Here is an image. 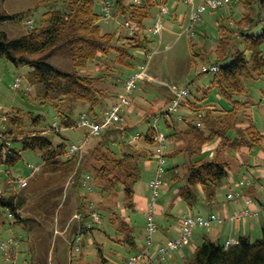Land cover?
I'll list each match as a JSON object with an SVG mask.
<instances>
[{
    "label": "rangeland",
    "instance_id": "1",
    "mask_svg": "<svg viewBox=\"0 0 264 264\" xmlns=\"http://www.w3.org/2000/svg\"><path fill=\"white\" fill-rule=\"evenodd\" d=\"M175 1L177 0L167 3L170 12L173 11V2ZM201 1L194 0L192 4L185 1L180 2L178 12L180 15H186L185 22L175 20L170 13V15L164 14L162 35H155L149 31L152 41L148 49L151 57L150 55L146 57L145 51L138 52H140L139 56L142 60L148 59L145 68L148 75L155 77V81L152 85L147 84V82L144 83L145 81L139 84V88L132 93L135 106H133V112L125 114L126 116L123 115V118L125 116V122L123 120L119 124V127H123L127 121L130 122L131 129L125 140L129 141L131 139V142L138 145H143L144 142L141 138L137 141L133 140L134 136L138 133H146L150 127L158 129L169 138L166 148V152L169 154L166 165L167 173L157 203L167 206V210L175 216L181 215L183 209L189 212L184 202L177 203L176 201L183 180L174 183L173 178L175 171L180 173L181 178L185 177L190 156L183 152L187 146V142L183 141V138L174 139L170 137L174 132V128L167 125L164 112L168 110L169 105L173 102L174 95L171 94L172 100L168 105L170 100L168 90L174 87L188 88L192 97L205 96L207 103L228 105V101L221 97L217 89H210L207 95V89L211 86L215 76L212 66L216 63H229L233 52L236 50L234 47L227 58L219 59L216 51L220 41L219 24L223 18H225L226 24L236 23V20L240 19L245 12L264 15V9L258 5L247 9L234 2L216 11L204 13L203 21L195 26L193 32L189 27V19L193 10ZM161 4H156L151 10L150 17L146 19L149 28L154 24L155 19L159 17ZM101 6L102 0H96L97 11H101ZM66 7L67 4L62 0L51 2H46V0H0V13L19 15L16 19L0 23V29L7 32L10 37H17L40 26L45 12L55 9L65 10ZM131 21L140 31L141 27L138 22ZM101 25L104 32L119 33L124 37L131 36L126 29V20L123 16L107 20L102 18ZM255 28L262 32L264 22L260 21L254 29L248 32H255ZM235 35L232 36V32L229 31L227 34L229 44L235 42L234 45L242 49L243 42L240 38L237 39ZM132 51L135 53V50ZM195 53L198 55H195ZM135 54H137V51ZM50 61L61 69L68 70L71 68L70 60L60 56H54ZM95 63L91 65L90 69L87 68L85 72L102 75L101 80L97 81V86L108 94L109 100L114 101V96L123 89V80L120 82V78H127L130 71L113 59L109 61L102 58L100 63L96 65ZM134 63L137 66L139 61ZM205 68L208 71H204ZM30 69V67L24 65L16 66L6 57L0 59V114L5 115L11 110V112L13 111L11 116L19 115L22 119V125L20 126L18 122H11V120L0 122L1 128L14 131V137H12L13 147L22 155L15 165L4 163L0 165V182L6 195L15 194L25 200L21 215L28 219L24 224L14 223V219L9 216V210L0 206V240L8 237H16L21 240V245L15 256L16 264H24L27 261L30 264H127V259L133 253V250L120 241L126 237V234L121 233L118 227L121 226L122 220L130 218V224L135 228L134 234L137 240L141 242V233L147 225V214L126 207L123 189L121 187L117 190L111 188L107 180L98 177L94 165H91L95 162L91 152L97 140L90 136L89 139L86 129L65 128L62 129L61 135H57L51 130L56 123L61 124V114L73 113L74 117L77 118L81 110L85 108L81 106L82 103L80 102H69L68 98L56 97L54 100L57 102L56 104L45 99L43 87L29 81L27 75ZM16 82L20 83L18 90L14 88ZM248 87L250 89L249 95H245L243 99H240L250 101L249 109L254 112L255 123L260 130H263L264 112L261 105L264 103L261 104V99L264 97V76L249 82ZM103 103L105 105L103 106L107 108L108 101L104 99ZM72 106H75L73 111L71 110ZM244 114L242 110L238 121H243L241 117ZM177 123L178 131L185 130L182 121L178 120ZM237 125L236 127H238ZM34 133H43L55 143L66 140L69 145L88 138L83 155L85 154L84 157L89 160L90 165H87L86 168L90 169V173L93 174L94 180L93 182L91 180L90 183L94 186L86 190L81 178L78 179L77 174L79 169H82V163L85 162V159L82 160L81 165L76 166V174L45 170L43 152L41 150L25 149L20 140H15L17 137L21 139ZM227 142L229 144V141ZM148 147L151 150L156 148L155 145H149ZM112 148L115 151H121L122 148L127 149V146L114 143ZM140 148H143V146H140ZM222 148L221 146L218 150V155H214L219 160L226 159V154H224ZM234 156L236 157V154ZM141 166L142 176L135 185V191L151 197L150 182L155 176L157 161L153 160L150 167L146 161H142ZM35 168L38 171L34 176H31ZM21 177H29V186L23 190L18 184ZM13 178L16 181H13ZM226 198V191L218 190L217 200L225 201ZM256 209L251 210L255 211ZM91 211H97L100 214V221L93 223L94 230L83 233L82 241L74 247L72 244L74 235L81 232L84 228L83 224L93 222L91 216L86 218L80 213L88 214ZM198 211L205 213L207 209H202L199 206L190 212L196 213ZM156 222L159 225L157 236L161 232L163 233V228L170 226V223H172V221L168 223L163 215L158 214H156ZM173 222L174 227L176 220ZM205 230L207 229L201 231L204 232ZM261 236L262 230L258 229L251 234V239L256 240ZM220 242L226 244L227 241L222 239ZM78 247L81 248L78 250ZM178 251L176 250L170 255L178 253ZM0 264H13L6 261L5 252L1 250Z\"/></svg>",
    "mask_w": 264,
    "mask_h": 264
},
{
    "label": "trees",
    "instance_id": "2",
    "mask_svg": "<svg viewBox=\"0 0 264 264\" xmlns=\"http://www.w3.org/2000/svg\"><path fill=\"white\" fill-rule=\"evenodd\" d=\"M51 1L60 0H46V2ZM62 1L67 4L65 10L55 9L45 12L40 26L30 29L26 33L17 37H10L7 32L0 29V59L6 57L16 66L24 65L30 67L31 69L27 75L29 81L33 84H40L43 87L45 99L51 101L53 104L57 103L54 101L56 97H60L68 98L69 102L73 103L80 102L82 103L81 106L85 108L82 109L81 107L82 110L77 118L74 117L73 113L66 112L61 114L60 128H56L55 126L51 128L57 135H61L62 129L75 127L83 114H86L90 119L97 122L103 120L106 111L118 102L120 93L114 96V101L109 100L108 94L97 86V81L101 80L102 75L85 72V70L87 68L90 69L91 65L95 62L100 63V60L105 58L109 61L110 59L116 60L124 67H127L128 71H130L127 78L133 73L141 71L147 64L148 59L142 60L138 51H145L146 57L150 55L148 47L152 39L149 31L152 34L159 35L153 31L157 18L150 28L146 24V19L150 17L151 10L156 4L158 5L162 2L169 3L173 0H140V2L135 0H102L100 12L96 9V0ZM106 1L111 3V19L123 16L126 21L130 19L137 21L141 27L140 31L134 36L128 35L125 37L119 33L104 32L101 20L105 18L103 6ZM181 1L185 0L176 1L175 12L179 9ZM236 3L247 9L256 5L264 9V0H237ZM17 17L19 15L0 13V23L16 19ZM260 21L264 22V15L245 12L240 19L236 20V23L230 22V24H226L225 18H223L219 24L220 41L216 50L219 59L227 58L234 47L236 50L233 52L229 63H216L212 66V71H214L213 67H218V70L214 71L215 76L211 82V86L207 89V95L210 89H217L221 97L228 101V105H211L212 103H207L204 96L202 100L203 104H194L192 106L191 102L189 103L188 101L191 96L189 95L184 98L180 109L176 111L177 113L170 111L164 113L168 116L166 123L169 127L172 126L171 121L173 120L174 113L179 117L178 112L183 107L193 108V113L198 117V122L191 125L189 123L185 130L175 131L170 135L171 138H183V141L187 142V146L183 152H186L190 156L185 177L181 178L180 173L175 171L173 178L174 183H179L180 180H183L177 195L186 204L189 212L183 209L181 214L209 217L216 213L190 212L195 207L213 206L217 200L220 185L228 175L227 162L215 157L211 158L206 152L202 153V149L206 144L215 143L219 138L226 145V141L230 140L237 130L236 125L242 110L245 113L244 117L246 119L250 118L248 113L250 101L248 99L243 101L240 98L243 99V96L249 95V82L258 80L264 76V29L261 32L255 28V32H248L254 29ZM245 27L247 28L245 29ZM229 31L232 32V36L236 34L235 37L241 39L243 42L242 49L237 48L234 45L235 42L231 45L229 44L230 42L227 38ZM132 50H135V53L137 51V54ZM195 55L198 54L195 53ZM54 56L70 60L71 68L68 70L61 69L53 64L50 59ZM135 61H139L137 66L134 63ZM204 71H208V69L205 68ZM127 78H120V82L123 80V86ZM144 80H138L137 89L139 88V84ZM104 99L108 101L107 108L104 107ZM261 102L264 103V97L261 99ZM133 106L134 101L132 98L131 110ZM71 110H75V106H72ZM12 112L11 110L7 112V119L5 121L11 120V122H18L19 126L22 125V119L19 115L13 117L11 116ZM129 112L132 113L133 111L128 109L123 115L131 114ZM3 115L0 114V118ZM125 116L123 118L124 122ZM18 118H20V121ZM183 120L185 123L187 122L185 117ZM130 125V122L127 121L123 127L117 125L111 127L101 135L92 136L93 139L97 140V143L91 152V156L95 161L91 165H94L98 177L107 180L111 188L117 190L121 187L123 189L126 207L136 211V204L133 199L136 193L135 185L142 176L141 162L146 161L148 163L156 160L154 156L155 148L151 150L148 146L155 145L156 147L155 136L157 130L154 127H150L146 133H140L142 142H144L142 145L143 149L140 148L141 145L131 142V139L129 141L125 140L131 129ZM86 131L88 133L87 136H89L90 131L87 129ZM0 132L7 140L11 141L9 150L6 148V145H3L4 147L0 149V165L3 163L15 165L22 155L13 147L12 137H14V131L0 127ZM239 132L248 137L250 145H260L262 142L263 137L257 126L252 122L245 129H240ZM15 140H20L25 149L41 150L43 152V166L45 170L76 174V166L81 165L82 160L85 159V162L82 163V169H79L77 176L78 179L81 178V182L86 190L94 186L90 183L91 180L93 182L94 177L90 173L91 170L86 168L90 163L84 157L85 154L81 156L68 155L69 147L72 143L69 145L66 140L55 143L49 136L43 133H34L21 139L17 137ZM237 140H239V137L235 139L236 142ZM114 143L123 144L127 146V149L122 148L121 151H115L112 148V144ZM13 181L16 180L13 178ZM24 205L25 200L19 198L18 195L0 194V206L7 208L14 215L12 217L14 223L24 224L28 220L21 215ZM91 213L86 214L81 212L80 214L88 218ZM173 216L176 219L177 225L180 215L177 218L175 215ZM93 223L96 222L93 220L92 223L83 224L84 228L81 232H77L74 235L75 237L72 242L74 247L79 245L78 242L82 241L81 237L83 233L94 230ZM121 223L118 230L126 234V237L120 241L135 251L127 259V264L132 256L145 252L148 249L151 252H155L156 248L167 242L168 238L162 242L157 241V231L153 245L149 246L146 225L142 237L146 247L140 250L137 248V237L134 234V226L126 220H122ZM220 223L222 222H216L210 228ZM197 228L210 229L196 227L193 235ZM179 235L180 233L178 232L177 237ZM192 238L189 245L192 244ZM174 251L168 253L166 258ZM3 252H5V256L7 257L10 250ZM192 252L191 257L184 264H264V227L262 228V236L256 240H252L250 236H240L236 242L228 247L220 241L204 240L202 243L197 244ZM6 261L16 264L15 258L6 259ZM160 263L157 262L156 264ZM24 264L30 263L27 261Z\"/></svg>",
    "mask_w": 264,
    "mask_h": 264
},
{
    "label": "built area",
    "instance_id": "3",
    "mask_svg": "<svg viewBox=\"0 0 264 264\" xmlns=\"http://www.w3.org/2000/svg\"><path fill=\"white\" fill-rule=\"evenodd\" d=\"M140 2V0H135ZM237 0H202L201 3L193 10L190 16V28L191 30L195 29V26L200 24L203 21V15L207 11H216L223 6L231 5ZM186 3L192 4L194 0H185ZM104 17L105 19L111 18V3L106 1L103 6ZM170 8L167 7L166 2H162L160 5V13L159 17H157V21L155 26L153 27V31L159 35L162 34L163 30V15L169 14ZM126 29L128 33L133 36L136 32L139 31L138 27L131 21H126ZM151 57V55H150ZM146 67V66H145ZM142 68L141 71H137L129 76L123 86V90L119 94L118 102L110 107L103 117V120L100 122L94 121L90 119L86 114L81 115L77 125L73 127V129H87L89 130V136H97L101 135L103 132L107 131L113 126L119 125L123 121V113L126 110H131L132 107V93L138 87V80L148 79L149 76L147 74L146 68ZM214 71L218 70V67H213ZM15 89L20 88V83L16 82L14 84ZM174 93V99L171 105L168 107V111L176 112L180 109L184 98L190 95V90L188 88H177L174 87L172 89ZM7 119L6 114L0 118V122H4ZM56 128H60L56 123L54 125ZM155 140H156V148L154 150V156L157 161V167L155 170V176L152 178L150 182V188L152 191V196L149 199V205L147 208V241L149 246L153 245L155 233L158 231V224L156 222V210H157V201L161 195V189L165 183V175L167 173V136L160 132L158 129ZM88 136V138H89ZM88 138L81 139L79 142H73L69 147V156L73 155H82L84 152V148L88 143ZM141 138V134L138 133L134 136L133 140H137ZM6 145V148L9 150L11 141L7 140L4 135L0 132V149H2ZM6 149V150H7ZM33 168L32 165H30ZM37 172V168L31 173L33 176ZM29 177H21L18 180L19 187L21 189H25L29 186ZM0 181H1V170H0ZM240 186L245 185L242 181ZM4 191L0 182V194H3ZM240 192H233L228 195L229 199L236 198L240 196ZM252 200L249 199L248 202ZM264 211V204L261 205L260 208H257L255 211H252L251 208H245L241 212L232 213L231 215L225 217L220 213H214L209 217L204 216H192L190 214H181L178 217V224L176 225V229L180 233L179 237H171L167 239V242L164 245L156 248L155 252H151L148 249L145 252H140L134 256H132L128 262V264H156L157 262H161L166 259V255L174 250H181L185 246L190 244L191 238L193 236V231L196 227H205L210 228L216 222H223L226 219H230L231 221H240L246 218L249 215L255 214L260 215L261 212ZM11 218L14 216L12 213L9 215ZM94 222L100 221V214L97 211H94L90 215ZM234 241L228 240L226 242V246H230ZM21 245V240L16 237H8L6 239L0 240V249L3 251L10 250L7 254L6 259L10 260L15 258L18 253V249ZM79 250V247L77 248ZM13 255V256H12Z\"/></svg>",
    "mask_w": 264,
    "mask_h": 264
},
{
    "label": "crops",
    "instance_id": "4",
    "mask_svg": "<svg viewBox=\"0 0 264 264\" xmlns=\"http://www.w3.org/2000/svg\"><path fill=\"white\" fill-rule=\"evenodd\" d=\"M176 5L177 2H173V11L170 13L174 16L175 20L185 22L186 15H180L178 12L179 9L176 12L174 11ZM148 76L149 78L144 80V83L147 82V84L152 85L155 81V77L153 78V76ZM168 91L170 92V100L168 99L169 105L170 101L172 100V95L174 94H172L173 91L171 89H169ZM203 97L204 96H190L188 101L189 103L191 102L192 106H194V104L201 105L203 104ZM261 104L263 103L261 102ZM261 106H263L262 111L264 112V104ZM133 108L131 111H133ZM178 113L179 117H177V115H175L174 113V117L172 118L173 120L171 121L173 122L171 123V127L174 128V132L178 131V120L183 122V124L185 125V129L189 123L191 125L192 123L198 122V117L196 116V114L193 113V108L191 109L188 107H183ZM248 113L250 115L249 119H246L244 116H242L241 118L243 119V121H238L239 124L237 123L238 127L237 130L234 132L233 137L230 138V140H227L229 141V144H227L228 142L226 141L227 145H225L224 142L221 141L222 139L219 138L215 143L206 144L202 149V153L206 152L210 155L211 158H213L215 157L214 155H218V150L221 148V146L223 147L222 150L224 149V154H226V159H224L223 161L227 162L228 175L223 179L219 190L226 191V197L229 193H241L240 196L236 198L229 199L227 197L225 201L216 200L213 206H204L203 208L207 209L205 213L216 212L227 217L232 213L241 212L245 208H260L261 205L264 204V129L260 130V128L256 125V120L254 118V112L252 111V109H249ZM199 116H201V114H199ZM167 117L168 116L166 115L165 118L167 119ZM184 117L185 119H187L186 123L183 120ZM251 122L257 126L260 134L263 137L260 145H250L248 137L243 135V133L239 132L240 129H245L247 126H249ZM238 137L239 140H237L236 142L235 139ZM168 140L169 138L167 137V141ZM222 143L225 146L222 145ZM140 145L142 146V144ZM234 154H236V157L234 156ZM147 165L150 167L152 165V161L148 162ZM240 181H243L245 185L239 187ZM133 199L136 204V211H140L147 214V208L149 205L150 197L139 194L136 191ZM249 199H251L252 201L248 202ZM176 201L177 203L181 201L180 196H177ZM210 207H212L213 209H209ZM156 214L163 215L165 217V221H167L168 223H170V221L174 223L173 221L176 220L172 213L167 210V206L160 203H157ZM126 221L131 223L130 218H127ZM172 223H170V226H166L165 228H163V233L161 232V234L157 236V241L162 242L169 237L178 236L176 224L173 227ZM262 227H264V211L261 212L258 216L251 215L246 219H242L236 222L226 219L224 222L214 225L212 228L207 229L204 232L201 231L202 229H196L192 238L191 245L182 248L178 251V253L170 255L169 258H166V260H164L160 264H184L185 261L188 260L189 257H191L193 253V248H195L197 244L202 243L204 240L221 241L222 239H224V241L232 240L236 242L240 236L251 237V234L254 231L258 229L262 230ZM144 230L141 233V242L136 239L137 248L140 250L146 247L145 242L142 240ZM132 252L134 253L135 251Z\"/></svg>",
    "mask_w": 264,
    "mask_h": 264
},
{
    "label": "clouds",
    "instance_id": "5",
    "mask_svg": "<svg viewBox=\"0 0 264 264\" xmlns=\"http://www.w3.org/2000/svg\"><path fill=\"white\" fill-rule=\"evenodd\" d=\"M167 112V111H166ZM166 112H164V113H166ZM164 115H166V114H164ZM90 139V138H89ZM140 139V138H139Z\"/></svg>",
    "mask_w": 264,
    "mask_h": 264
}]
</instances>
